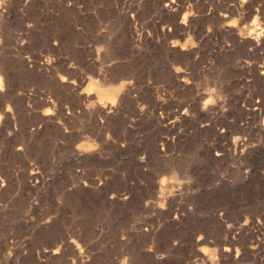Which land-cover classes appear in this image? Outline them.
Returning a JSON list of instances; mask_svg holds the SVG:
<instances>
[{"label":"rangeland","instance_id":"obj_1","mask_svg":"<svg viewBox=\"0 0 264 264\" xmlns=\"http://www.w3.org/2000/svg\"><path fill=\"white\" fill-rule=\"evenodd\" d=\"M0 264H264V0H2Z\"/></svg>","mask_w":264,"mask_h":264},{"label":"snow or ice","instance_id":"obj_2","mask_svg":"<svg viewBox=\"0 0 264 264\" xmlns=\"http://www.w3.org/2000/svg\"><path fill=\"white\" fill-rule=\"evenodd\" d=\"M0 2H2V0H0Z\"/></svg>","mask_w":264,"mask_h":264}]
</instances>
